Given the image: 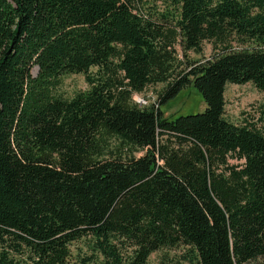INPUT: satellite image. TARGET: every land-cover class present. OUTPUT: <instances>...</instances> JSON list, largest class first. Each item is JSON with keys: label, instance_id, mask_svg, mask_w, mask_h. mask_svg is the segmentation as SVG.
<instances>
[{"label": "trees", "instance_id": "16d2710c", "mask_svg": "<svg viewBox=\"0 0 264 264\" xmlns=\"http://www.w3.org/2000/svg\"><path fill=\"white\" fill-rule=\"evenodd\" d=\"M159 3L0 0V264L264 257V128L223 113L226 83L264 92V0ZM187 84L202 110L164 115Z\"/></svg>", "mask_w": 264, "mask_h": 264}, {"label": "rangeland", "instance_id": "374dc122", "mask_svg": "<svg viewBox=\"0 0 264 264\" xmlns=\"http://www.w3.org/2000/svg\"><path fill=\"white\" fill-rule=\"evenodd\" d=\"M145 9L147 5L160 4L159 0H141ZM231 44L235 45L234 42ZM212 52L210 43L203 42L202 51L195 53L187 51L189 58L197 59L208 56ZM32 73L35 68H31ZM162 83L147 85L141 92H134L132 97L138 103H148L153 101L156 90ZM86 82L82 72H72L60 75L58 91L66 97L71 96L77 90L86 87ZM224 105L223 113L225 117L234 122L254 123L256 127L264 128V92L255 88L250 82L226 83L223 91ZM204 104L198 91L190 84L182 86L179 91L162 105L164 115L173 117L178 114H185L202 110ZM229 162H239L233 157H228ZM72 253L85 250L84 240L78 239L72 242ZM184 245L174 247H161L149 253L148 264H194L190 260V255L186 254ZM264 257H258L246 264H264ZM87 264H95L87 263Z\"/></svg>", "mask_w": 264, "mask_h": 264}]
</instances>
